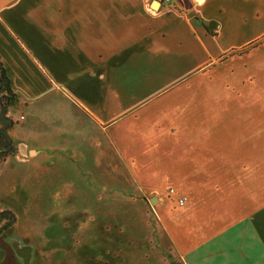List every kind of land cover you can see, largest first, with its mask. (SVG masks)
Returning <instances> with one entry per match:
<instances>
[{"label": "crops", "instance_id": "crops-1", "mask_svg": "<svg viewBox=\"0 0 264 264\" xmlns=\"http://www.w3.org/2000/svg\"><path fill=\"white\" fill-rule=\"evenodd\" d=\"M0 61L27 164L114 191L64 203L78 264H264V0H0Z\"/></svg>", "mask_w": 264, "mask_h": 264}, {"label": "rangeland", "instance_id": "rangeland-1", "mask_svg": "<svg viewBox=\"0 0 264 264\" xmlns=\"http://www.w3.org/2000/svg\"><path fill=\"white\" fill-rule=\"evenodd\" d=\"M154 8L158 9V5L154 4ZM260 43L239 53H245ZM6 96L4 83L0 82V129L7 124L15 126L14 119L18 122L20 116L19 107H16L19 99L16 104L8 106ZM4 106L6 114L1 110ZM11 107L12 114H9ZM8 136L11 146L8 149L0 147V155H6L0 166V212L11 213L16 221L12 228L3 231L9 221L0 218V231H3L0 235V264H78V258L72 252L76 244L68 235H59L70 231V225L66 227L60 217L70 214L71 206L64 203L70 193H88L90 198L95 195L97 212L101 213L104 200L113 198L114 191L107 188L110 184L100 173L84 172V167L78 165L81 158L70 159L72 164H63L64 167L49 164L47 168L38 162L34 166L27 164L28 154L23 155L22 146L13 142L9 131ZM0 137L5 140L4 136ZM77 184L83 189H76ZM111 212L122 213V210L113 206ZM56 242L61 245L58 252Z\"/></svg>", "mask_w": 264, "mask_h": 264}, {"label": "trees", "instance_id": "trees-1", "mask_svg": "<svg viewBox=\"0 0 264 264\" xmlns=\"http://www.w3.org/2000/svg\"><path fill=\"white\" fill-rule=\"evenodd\" d=\"M0 82L4 83V87H5L6 93L8 95L5 97L8 106H12V105L16 104L18 101V98L12 91L11 81H10V79L7 75L6 69H5V67L1 61H0ZM1 110H2L3 114H6L7 109L5 108V106L2 107ZM11 127H12L11 124H9V125L7 124V125H4L0 129V135L4 136V139H5L3 141L0 137V147H5L6 149H8L11 146V141H10L11 139L8 136V131L11 129ZM3 144H5V145H3ZM4 157H6V155H4V154L0 155V166H1V163H2ZM5 216H7V217H5ZM0 218H3V219L7 218V220L9 221L2 228L3 231H7L10 228H12L13 225L15 224V221H16L15 217L11 213L6 212V211L0 212ZM3 231H0V235H1V232H3Z\"/></svg>", "mask_w": 264, "mask_h": 264}, {"label": "built area", "instance_id": "built-area-1", "mask_svg": "<svg viewBox=\"0 0 264 264\" xmlns=\"http://www.w3.org/2000/svg\"><path fill=\"white\" fill-rule=\"evenodd\" d=\"M150 1L151 2H159L161 6H165V5L168 6V5H172L175 0H150ZM170 193L172 194V193H174V191H170ZM184 202H185V199H179L178 200L179 205H183Z\"/></svg>", "mask_w": 264, "mask_h": 264}, {"label": "water", "instance_id": "water-1", "mask_svg": "<svg viewBox=\"0 0 264 264\" xmlns=\"http://www.w3.org/2000/svg\"><path fill=\"white\" fill-rule=\"evenodd\" d=\"M157 5H158V3H157Z\"/></svg>", "mask_w": 264, "mask_h": 264}]
</instances>
